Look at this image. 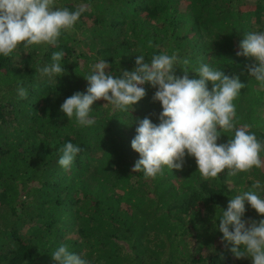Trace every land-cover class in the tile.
<instances>
[{
    "label": "trees",
    "instance_id": "16d2710c",
    "mask_svg": "<svg viewBox=\"0 0 264 264\" xmlns=\"http://www.w3.org/2000/svg\"><path fill=\"white\" fill-rule=\"evenodd\" d=\"M82 4L89 10L62 32L58 47L21 45L0 56V264H54L60 245L86 264H252L234 258L218 224L229 199L257 180L264 198V167L204 180L186 156L182 170L165 168L155 179L132 173L137 121L156 124L162 111L148 84L132 110L96 101L91 126L77 125L60 108L86 91L84 78L101 59L119 76L134 69L135 56L150 61L177 52L190 61L189 78H198L193 70L204 63L246 85L234 101L237 126L251 125L264 143V88L247 71L253 60L236 54L247 33L264 31V0H56L55 6L74 11ZM56 51L65 53V72L42 75ZM222 135L218 144L232 134ZM68 142L81 151L64 169L58 160ZM245 208L242 220L264 219Z\"/></svg>",
    "mask_w": 264,
    "mask_h": 264
},
{
    "label": "clouds",
    "instance_id": "9594fccd",
    "mask_svg": "<svg viewBox=\"0 0 264 264\" xmlns=\"http://www.w3.org/2000/svg\"><path fill=\"white\" fill-rule=\"evenodd\" d=\"M56 0H0V56L9 57L21 45L25 49L46 44L58 47L62 32H70L89 5H80L74 11L55 6ZM148 47H153L148 41ZM237 56L251 58L247 65L249 76L264 88V31L247 33L238 45ZM63 51L53 52L52 63L39 69L48 77H60L64 73L61 60ZM133 70H121L116 76L107 71L111 65L101 59L90 67L84 78L87 88L66 98L60 111L68 119L75 118L79 126H91L90 117L96 101H104L114 111L125 112L146 95L145 84L156 89L152 97L162 111L158 123L148 117L138 120L131 149L138 154L131 172L142 173L145 179H155L170 171L183 169L185 157L194 158L202 179L217 178L227 170L229 176L246 173L253 168L264 167L261 143L251 125L237 126L234 101L246 85L235 75L229 77L208 64L194 69L189 78L190 61L181 59L177 52L152 55L150 61L143 54L135 56ZM182 65V70L177 67ZM179 69L183 73L176 75ZM211 85L209 90L208 85ZM21 99L28 93L18 88ZM222 133H231L225 143H217ZM81 148L71 142L60 149L58 164L68 169ZM262 188L259 180L249 190L229 199L227 209L221 212L218 231L225 247L234 258H250L252 264H264V219L242 220L245 205L264 217V198L257 190ZM54 264H86L79 255L60 245L51 255Z\"/></svg>",
    "mask_w": 264,
    "mask_h": 264
}]
</instances>
